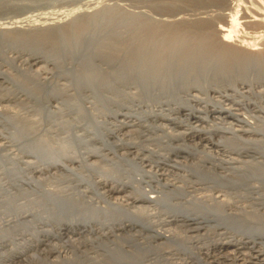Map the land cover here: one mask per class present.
<instances>
[{
    "label": "bare ground",
    "instance_id": "1",
    "mask_svg": "<svg viewBox=\"0 0 264 264\" xmlns=\"http://www.w3.org/2000/svg\"><path fill=\"white\" fill-rule=\"evenodd\" d=\"M2 1L3 0H0V3H2ZM159 1L158 2L156 1V3H160ZM230 5L229 3L227 4V6L229 7ZM13 8L15 9V6ZM4 9L6 10V8ZM19 10L20 12L18 11L16 18H11L13 21H15V19L17 18H23L25 21L24 23L32 20L30 17L32 15L31 12H33V10L29 11L30 9H28V10L21 11L20 8ZM133 14H128V13L116 14V12H114L113 9L111 11L109 9L106 12L104 9V13L102 14L103 16L99 21L96 20L92 14H88L85 16V18H80L81 20L74 17L75 19L72 20L67 26L66 25H59V26L54 25L55 27H50L48 25L49 27H46V29L40 30L42 32L37 30L38 33L34 32L33 34H30V35H26L27 33L21 32L17 38H13L7 35L4 29H0V42L5 41L7 43L8 42L13 43V42H18V41H23V42L28 41V43H31L33 45L35 44L34 53L27 54L26 58H23V55L25 53L22 52L21 54H19L20 55L19 58H22L21 60L22 63L27 65L29 68L40 65V63H42L43 60H46V62H48L49 59L53 60L51 53L57 49L59 50V54L62 53L66 58H68L69 56H72L71 58H76V59L79 58L80 60L83 59L84 68L82 67L81 69H78V68L69 69L71 70L70 73H72L71 76L73 78L72 86L75 87L77 90L81 89L82 87L84 88V86L93 87L95 90L94 91L95 94L93 95L94 93L93 92L92 95L93 96L96 95V97H93V99L80 97L79 100L77 101L78 102L77 104L73 102H68L65 100H60L61 102L55 101L57 105H52V102L50 101L55 100L53 99V97L58 98L55 96L58 95L56 93H58L59 90H57L55 88L56 87L55 84L54 85L51 84L49 80L48 81L49 86H50L49 88H51V91H49L48 93L49 94L51 93V95H54V96H52V98L50 99H47L48 101L45 103L39 100H36V98H34L33 96L32 97L39 104L38 105L39 112L42 113V117L45 120V122L46 121L48 122V123L46 122V124H49L52 128H49L48 130L46 129L48 132H45V134H42L41 131H39L40 129L36 130L37 126H34V123L35 122L39 123L40 120H38V122L37 121L33 122L32 119L28 118L27 116L25 120L23 119L24 122L21 128L17 126L15 127L13 124L12 129L13 128L14 129L10 131L9 137L6 136L5 138L4 136L0 134V140H5V143L9 142V144L13 143L15 146H17V148L18 147L20 148L19 149L21 150L20 154L22 153V155L19 158L20 159L19 162L20 163L23 162L24 165H26V169L28 170V173L31 174L29 177L30 183L28 181L26 183L27 185L28 184L31 185L32 189L34 188V191L36 192V194L38 193L36 198L30 201V204H31L30 209H27V211H23V212L19 211V212H16L15 214L16 215L15 217H22L24 213L27 214L29 218L31 217V219L28 221L27 224H30L33 231H35V233L37 234L36 239L34 240V243L32 245L28 243L29 245L28 246L26 245L25 248L18 249L17 252L15 251L11 259L21 260V258L25 255L27 251L30 250V248L38 249L39 245H42V244L46 245V241H47V244H49L48 239L53 240V238H57L58 240H60L65 237L64 239L66 240L62 241L63 240L62 239L61 241L64 242V244H68V242L70 243L72 242V240L70 241L69 236L95 235L96 238L98 239V241L96 240L98 245L101 247L103 246L102 251H104V253L99 255L101 256L100 258L99 257L93 258V256L92 258H87L86 256L85 257L82 256L80 258L79 256H74V255L71 257H69L70 255L65 257L63 254L62 256L64 257L61 258L62 261H60L59 259V262L57 263L55 260H53V262H49V261H45L47 259L45 260L36 259L37 260L36 264H102V262L105 264H167V263H161L159 260H154L156 259L157 256L152 257L151 253H145L144 255L142 252L143 251L148 252L147 251L148 248L141 246L139 242H136L134 237H137L140 235V237L141 238L144 237V239H154V240L163 239L164 241L173 240L174 238H172L169 228L163 229L162 226H166L167 224H171L173 222L176 223V222L181 221L185 225L191 226L192 229L194 228L201 229L204 227H208V224L211 221L210 218H213V217L217 219L219 218L217 221V223H219L220 222L219 220L222 219L223 216L227 219L234 216V214L232 213L230 214L224 211H223V214L221 215L219 210H217V212L219 211L218 213L220 214H217L214 208L213 209L215 210L216 214L215 213L213 214L212 212L207 214L209 210L207 212L205 211L206 213H204L203 208L201 209V211L203 210V212H200V210L194 211L195 209L193 210L192 206H196L198 203H195V201L193 202L192 200L190 201L186 200L187 201L186 203L189 204L191 208H188L187 205H183L185 203H172L170 201L171 198L168 197L169 195H172V197L177 196V195L178 196L182 195L185 197V194L183 193L182 187L180 185L176 186L174 185L173 182L172 184H169L168 182H166L169 179H167L165 183L161 182L160 184L161 178L159 177L160 179H158V176L163 177L164 170L161 173L156 172L157 170L160 171L161 169L158 166L159 165L158 161H162V162L168 161L169 160L168 157L166 155L163 156V155L158 154L157 150L155 151L152 149L150 150L146 149L147 147L139 143H136V142L124 140V138L118 142L116 141L106 142V140H108L109 137L116 138L121 128H126V127L129 128V127L137 126L140 128H145L147 130H152L153 127L157 129L163 127L161 123L166 121L168 124H174L179 127L183 126V128L185 127V130H192V132L197 133L195 135H192V134H189L188 132H184L183 134H181V137H180L183 141L184 140L192 141L193 138H196L201 142H208L209 144H212L215 147L217 152L218 151L222 152L221 155L222 157H226V160H224L222 157L221 159L215 158V160L220 159V161H218L220 162L219 164L235 162L237 156L247 157V158L252 157L251 159H253L255 158L254 156L255 154H259L264 157V139H263V142H259L260 139L258 140V139L252 138V137L260 135L263 130L251 124V122H249L250 120H248L249 118L248 119L244 117L239 118L240 113H237L238 108H235V107L232 108V107L234 105L240 106L241 104L235 102L236 100L234 99V97L232 96L230 97V95L226 94L225 92L227 90H230L232 93L234 91L235 93L238 92L241 95L245 94L248 92V90L250 92V89L252 91V89L254 88L263 87L264 78L261 77V79L259 78L260 80H256V81L254 80L249 81V79L247 81L244 79H237V80H233L232 83H227V82L220 83L219 82V84H213L212 86H205V88H201V87H198L197 84L195 85V82H192V79L193 80L195 79V77H193L191 79L192 83H190V85L184 84V83H187V80H188L187 75L185 73L187 71L186 67L188 66V62L193 59V57L192 59L190 57L192 56L191 53H196L197 57L200 59V62L203 61L201 62V64H199L202 69L209 70L214 67L218 69L217 71L219 72H225V71L230 72L229 70L231 69L230 65H232V62H233V65L235 64V68H236L235 71L237 72L240 71L241 75H244V77H247V75H252L253 73H257V74L259 73L260 75L264 77V53L263 52H260V54H254V53H250L247 51L246 52L242 51L239 48V45L237 46L227 45V43L230 42L229 37L231 33L235 30L236 28L235 26H237L238 24L234 15L233 16L231 15L230 17L225 18L222 21L223 22L222 25L221 24L217 25L219 26V28L218 27L216 28L217 29L216 34L218 38L217 40L216 39L211 40L207 36L206 38L204 37L202 38L200 36H197L195 33H193L195 32V29H197L196 26H193V27L190 26L191 29H188V30L181 29L180 27L176 25L172 29L171 27H168L170 28L168 30L164 29L166 28L165 26L164 28L160 27L159 29V27L148 25V24L154 23L151 19L150 20L153 23H149L150 22L148 19L149 17L148 18L145 17V19L140 20L139 19L140 15L139 16L136 15L138 16V19H139L138 20L136 16L135 17L133 16ZM140 17L142 19L143 15ZM11 19L4 18L3 20H0V21L9 23V22H12ZM136 22L137 24H139L138 26H141V28H143L144 31L142 32L139 31L141 28H137V26H135ZM161 25H162V22H161ZM164 25H165V22H164ZM54 28L56 29L55 30L56 32L53 30L54 33H52L53 32L52 29ZM123 33L130 35V37H128L130 38L129 41L125 42L121 40L123 37L121 39L118 37ZM106 36L113 40V43H111L112 42L111 40L110 42H108V44L110 43V48L105 47V44L107 43V42L105 43ZM124 37L127 38V36H124ZM132 38L134 40L135 39H138V40L134 41L132 40ZM207 40L209 41L211 40V41L208 43ZM94 43H98V45L100 46L95 45ZM46 45L48 46L47 51L44 50ZM12 47H13V44H12ZM181 52L184 53L182 54V56H180ZM4 58H6L5 54L0 52V59L4 60ZM45 58H49V59H45ZM93 58L94 59L98 58L99 63L102 64L104 67L106 66V68L103 67L104 68L103 69L100 67L91 66V63L93 62L92 60ZM215 59L217 61H215ZM168 60L170 61L168 62ZM166 61L168 63H166ZM215 64L217 65V67L214 66ZM189 65H190V62H189ZM162 68H166L165 72L163 73L161 71ZM39 71H38V74L35 73L37 74L38 77H40L42 74L46 76L48 73L45 68H41ZM120 71L121 73H123V75L126 76L127 74L128 76H130V79H128L129 83L130 81L133 80L134 83L136 82V84H140L142 86L144 85L146 88H149V89L152 88L151 90H154V92L152 91V93H150V91H148L146 92L147 94L139 95L137 97V98H141L140 96H142L143 98H146V100H153L152 103H147V101H144L142 99H139V100L135 99L137 102L136 104L134 103V101H130V102H122L120 100L118 101L116 99V97H118L117 92H116L118 91L116 90L118 87L115 89L113 86H110V85L112 84L111 82L114 81V79H117V80L118 78L120 79L121 77ZM87 72L88 73L92 72V75L88 74ZM118 73L120 76L117 75ZM55 75L57 76L59 74H54V76ZM132 75H133V78H131ZM33 78L35 79L37 77L32 75L30 76L29 80L31 81ZM104 78H106L107 81ZM10 79L11 78L8 75L3 74L0 71V84L5 83L7 80H9L10 82ZM43 79L46 80L47 78L44 77ZM102 79H104L105 81H102ZM11 83H15L17 86L25 89L27 91V94L36 95L35 93H33L34 89L32 88V86L29 87L25 83V81H20V80L15 81L14 80ZM33 83L35 82L33 81ZM164 86H168L170 89L171 88L174 89L176 87H177L176 89H178V86H179L180 90H176V91L184 94L186 96V99H184V101L182 100V102L180 101L179 103H174L173 100L171 99L169 100L166 97L163 99L162 98L160 99L159 96ZM102 89H104V91L107 89H110V91L112 89H115L116 91L112 90L114 91L113 96H110V95L107 96V95H103V91L102 92L99 91ZM241 90H244V91H241ZM195 91L199 93L201 92L204 95L212 94L211 97L209 96L210 98L209 102L210 103L212 102V104L213 103L218 104L217 108L212 107L213 108L212 110L205 109V110L200 111L199 109L197 110L193 109V107L191 106L192 108L189 109L188 105L192 101L198 102V103H205V101H207V100L203 101V99L202 101L201 100L199 101V99L197 98L198 96L194 94ZM262 93L264 95V89ZM214 94H217V95L214 96ZM37 96L38 95H36L35 97ZM253 96H254V93H253ZM29 97L31 98V96ZM155 97H158L159 99L155 100ZM219 97L223 99L222 102L228 101V103H231V105L223 104L220 102L219 104L217 102L218 100L217 98ZM134 106H137V107L133 109ZM253 107L254 106H252V108ZM62 110H65V111H62ZM164 110L168 113H164ZM201 113L204 116L200 115ZM171 114H176V116L177 114L183 115L187 123L183 124V120L182 121L177 120L179 116L176 118V117H172ZM223 115H225V117H228L242 124L243 128L245 126L248 127V129H242V128L239 129L240 127L238 129L237 128L233 129L229 127L228 129L227 128L224 129V128H221L222 126L220 127L221 128L220 129L212 125L215 128L213 129L214 132H217V131L222 132L221 130H227V133H229L233 137V138L228 137L230 139L227 138V140H224V141H222L223 140L222 139L220 140V142H214L213 140H211L209 136L210 131L208 132V131L203 130L201 133V130L196 127V122H198V124L205 123L207 117H211L213 119H220V117H223ZM64 117H68L69 120L73 119V121L71 122V120L69 121L67 118H65L68 120L67 121L64 119ZM106 117L108 119L109 117H111V119L115 122V124L117 123L115 125L117 126V128H115L116 130H112L109 128V126L108 127L105 126V124L108 122ZM191 119H193V121H191ZM149 121H151L152 123L159 122L160 124L158 123V125L156 126L155 125L152 126L151 124L150 126V124L149 125L147 124ZM192 123H195V124L192 125ZM51 129L52 130L54 129L53 132L58 131V133L61 135L65 134L63 139L60 140V143L54 146L51 143V140H53L50 134ZM102 129L106 130L105 133L103 134L101 133ZM80 130L82 131V134L78 133ZM237 131L241 132L242 135H245L246 138H241L242 136L240 137ZM58 133H55V134H58ZM203 133L204 134L208 133L209 135L207 134L206 138H202L201 136L203 135ZM92 134L94 135L93 137L96 139L94 140L102 145L101 147H95V145L94 146L92 145V147H90L91 142H89L90 140L88 141V138L92 136ZM3 144L0 143L1 148ZM190 147L187 146L186 144L177 146V147L175 146L173 147L171 144L168 146L167 145L163 146V148H165L167 153H172L176 157H178L179 153H185L186 155L190 157L191 156L195 157V154L198 155V152L196 151L197 148L195 149V147L194 148L193 147L190 148ZM80 149H83V151H81ZM104 150L108 151L106 152L107 154H104L105 152L103 153ZM121 150H124V151H121ZM143 152H146L147 156L152 157L151 161L153 158L156 159L155 162H156V166L158 167L156 171L152 170V166H149V169H145L144 160L145 158H147V156H145ZM108 154H110L111 157H107ZM235 155L236 157L233 158ZM200 157H203V156L201 155ZM93 158H98V162L100 163L107 162L108 160H116V162H121L123 167L124 165L133 164L134 168H131V170H126L121 166L120 170L123 169L122 171L126 173L125 175L117 176V175H114L115 172L114 173L112 172L113 173L112 174L111 171L110 172L108 171L111 174L107 175V171L103 172L100 169L99 163H96L97 160H93V163L89 161ZM137 159H139L138 160L139 163ZM210 159L211 160L213 159V161H215L214 158H210ZM238 160L240 161V159ZM238 160L236 162H238ZM151 161H148V162H151ZM262 161L261 163L264 162ZM258 162H260V159ZM196 163H193L190 165L189 164L187 165L186 163L184 164L175 163L173 164V166L178 165V166H181V168L184 169L186 172L190 170L191 173L192 172L195 173V171H198L197 170L198 165ZM199 163L200 162H198V164ZM201 163L203 162L201 161ZM254 163H257V161L256 162L254 161ZM263 165L260 164V166H263ZM222 166L224 165L222 164ZM79 167L85 168V171L88 174H86L85 176L83 173H81L82 171L79 170L80 169ZM233 168L236 169L235 166ZM226 169L225 171H228ZM260 169L262 168L260 167ZM260 169L259 171H262ZM213 172L216 173L214 170ZM36 173L45 175L44 178L46 179L44 180L46 181L47 185H48V181H52L51 179H54L56 183L58 184L65 183V181L71 182V183L72 181L73 182L75 181L77 182V184L75 187L70 186V188L58 187L60 185H58L57 188L55 187L48 188L49 186L47 187V185H45V181L43 179L39 180L38 174H37L38 177L35 176ZM261 173H260V176H261ZM252 174L251 176L253 177L255 175H258V173L257 174L252 173ZM179 176L181 177V175ZM215 176H217V174ZM223 176L225 175L223 174ZM210 180H212V178ZM230 180H232V178ZM254 180L256 181V179ZM152 181L155 182V184L151 185ZM252 182L253 180L251 181V183ZM263 182L264 181H262V183ZM236 183H238V181ZM81 184L86 189H89V193L92 194L91 197L90 195L87 196L85 194L84 189H81L82 191H77ZM223 185L225 188L226 184H223ZM168 187H172V188L169 190ZM236 187H238V185ZM249 187H250V184H249ZM165 188H167V190L163 191L162 189H165ZM250 189L253 190L254 187L251 186ZM256 191L257 190H255L253 193H255ZM122 192H125V194L124 195L122 194L123 196L121 198H120L121 195L120 196L118 195L119 198L114 197L112 199L109 196L110 194H121ZM256 199L258 200V198ZM205 203L207 202H204V205ZM210 206L208 207L205 206V207L210 208ZM150 208L152 210L155 209L156 212L154 211L155 212L154 213L152 211V214L149 213ZM194 208H197V207H194ZM200 208H197V209H200ZM166 214H171V215L167 216ZM245 214H246V211H245ZM253 214L249 215V217H251ZM161 215L172 217V218L171 219L159 218L161 217ZM150 217H156L157 220L156 219L155 220L157 222L159 221L160 223L156 224L157 222H155L154 220L150 221L149 219ZM241 217L242 216L238 218L240 219ZM249 217H247V220L250 219ZM253 217H256V216H253ZM242 219L244 218H241V220H239V222L235 224L236 225L235 228H233L232 225H229L230 223L224 224V222L226 223V221L223 222L222 228L225 229L224 230L225 232L223 231V234L221 232H220L221 234L218 233L221 237L220 239L219 238L214 239L215 237H213V239L211 240L212 243H210V248L207 246L208 248L206 252L204 253L205 255L209 257V259H211L210 262L218 263L219 259H222L224 261L228 259L229 256H231L234 261L240 260L239 264H264V225L256 224L257 222L254 223L252 220L242 221ZM212 220L216 221V219H212ZM18 221H21V220H18ZM25 226H28V225H25ZM23 227H24V224H23ZM209 227H212V225H209ZM143 231L151 232V235H144ZM134 233L137 236L133 235ZM90 240L91 239H89L88 241ZM124 242H128L129 246L131 244L134 248V249L132 248L133 251L123 250L124 248H122V244L124 245ZM110 244L117 245V248H115V246L114 248L111 247ZM55 247L57 248V246L52 247L53 248L52 253L56 252L60 255L61 252L58 249L61 247H59L58 249H56ZM136 253H139V254L136 255ZM157 258H160V257L158 256ZM182 263L185 264L183 261Z\"/></svg>",
    "mask_w": 264,
    "mask_h": 264
},
{
    "label": "rangeland",
    "instance_id": "2",
    "mask_svg": "<svg viewBox=\"0 0 264 264\" xmlns=\"http://www.w3.org/2000/svg\"><path fill=\"white\" fill-rule=\"evenodd\" d=\"M156 1L158 2L159 0H3L2 3H0V20H3L4 18H8V19L16 18L18 11L20 12L19 8L21 9V11L30 9L29 11L33 10V12H31L32 15L30 17L32 20L29 22H26V23H24L25 21L23 18H17V19H15V21H13L11 19L12 22H9L10 24L8 22L0 21V25H1L0 29H4V31H6V33H7V35H9L13 38H17L21 32L27 33L26 35H30V34H33L34 32L38 33L37 30L40 31L42 29H46V27H49V26L50 27H55L54 25H56V26L66 25L67 26L75 18H78L79 20H81L80 18H85V16L88 14H92L94 16V18L99 21L103 16L102 14L104 13V9H105V12L108 11L109 9H110V11L113 9V11L116 12V14H126V13L133 14L134 13L133 14L134 17L136 15H138V16L143 15L144 18L142 17V19L139 16L140 20L145 19V17H147V18L149 17L148 18L150 21L149 23L154 22L153 23L154 25L148 24V23L147 24L159 27V29H160V27L164 28V26H165L166 28H164V29L168 30V29H170L168 27H171V29H172L176 25V26L180 27L181 29L188 30V29H191V27L196 26L197 29H195V32H193V33H195L197 36H200L202 38L203 37L206 38V36H207L211 40L212 39L217 40L218 36L216 34V30H217L216 28L217 27L219 28V26H217V25H219V24L222 25L223 24L222 21L225 18H228L231 15L232 16L234 15L238 24H237V26H235L236 28L232 32L233 35L231 33V35L229 37L230 42H228L227 45H229V46L239 45V48L244 52L247 51V52L254 53V54H260V52L264 53V36H263L264 35V0H194V1L193 0H160L159 1L160 3H156ZM154 3H156V4H154ZM226 3L227 4L229 3V5L232 3L233 5L231 4L229 7V6H227ZM136 4H137V6H136ZM143 4H145V5H143ZM225 4H226V6H225ZM13 5L15 6V9L13 8L14 7ZM1 7L3 8V10ZM4 8H6V10ZM8 8L9 9L11 8L10 11ZM12 9H13V11H12ZM135 10H137V11H135ZM131 11H133V12H131ZM143 12L144 13L148 12V13L144 14ZM138 16H136L137 19H138ZM147 18H146V20H147ZM161 22H162V25H161ZM164 22H165V25H164ZM135 24L134 25L137 26V28H141V26H138L139 24H137V22ZM2 25H3V27H2ZM53 30L55 31L56 29L54 28V29H52V31ZM54 31L52 33H54ZM139 31L142 32L144 30H143V28H141ZM40 32H42V31H40ZM123 34H124V36H127V38H125L123 36ZM123 34L120 35L121 37L120 36H118V37L120 39L123 37L121 40H123L125 42L129 41L130 38H128V37H130V35L126 34V33H123ZM140 34H142V33H140ZM110 40L112 41L111 43H113L112 39L108 38L107 36L105 37V43L107 42L106 44H108V42H110ZM132 40H134V39L132 38ZM135 40L137 41L138 39H135ZM210 41L207 40L208 43ZM241 41H243V42H241ZM12 44H13V47H12ZM94 44L98 45V43H94ZM106 44H105V47L110 48V43L108 45H106ZM34 45L31 43H28V41L27 42L26 41H24V42L18 41V42H13V43H9V42L7 43L5 41L0 42V50H1L0 52L4 53L6 56V58H4V60L0 59V71L3 74L8 75L11 79H13V80L10 79V82H9V80H7L5 83L0 84V134L2 136H4L5 138H6V136L9 137L10 131H12L14 129V128L12 129L13 124L15 127L17 126V127L21 128L23 126V122H24L23 119L25 120L27 118V116H28V118L32 119L33 122H35V121L38 122V120H40L39 123L35 122L34 126H37L36 130L40 129L39 131H41L42 134H45V132H48L47 130L49 128H52L49 124H46L47 121L45 122V120L43 119L42 113L39 112V108H38L39 104L36 102V100H39V101L45 103L48 101L47 99H50V98H52V96H54V95H51V93L50 94L48 93L49 91H51V88H49L50 87L49 82H48L49 80H50V83L53 85L55 84V86H56L55 88L57 90H59V92L56 93L58 95L55 96L58 98L53 97V99H55V100L51 99L52 101H50V102H52V105H57L55 101L61 102L60 100H65V101L73 102V103L77 104L78 103L77 101L79 100L80 97L81 98H89V99H91V98L93 99V97H96V95L93 96L95 94V92H94L95 90L93 87L84 86V88L82 87L81 89L77 90L75 87L72 86L73 78L71 76L72 73H70L71 70H69V69H72V68L81 69L84 66L83 59L80 60L79 58H77V59L71 58L72 56H69V57L67 56L68 58H66L62 53H60L61 54L60 55L59 50L57 49L51 53L52 55L50 54L54 61L50 60L49 58H45V59H49L48 62H46V60H43V62L40 63V65L33 66L32 68H29L27 65L22 63V61H21L22 58H19V56H20L19 54H21L22 52L25 53L23 55V58H26L27 54H29V53L32 54L35 52L34 51V47H35ZM98 46H100V45H98ZM44 50L45 51L48 50L47 45L45 46ZM103 51H104V49H103ZM182 54H184V53L181 52L180 56H182ZM193 54H195V55H193ZM191 55L192 56H190V57H191V59L193 57V59L191 61H189L190 65H189V62H188V66L186 65L187 71L185 73L187 75L188 80H187V83H184L185 85H190V83L195 82V85L197 84L198 87L205 88V86H212L213 84H219V82L220 83H223V82L232 83L233 80H237V79H244L246 81L249 79V81H253V80L256 81V80H260L261 77L264 78L259 73L258 74L253 73L252 75H247V77H244V75H241L240 71L239 72L235 71L236 68H235V64L233 65V62H232V65H230V67H231V69L233 68L234 70L232 69V71H231V69H229L230 72L229 71L228 72L227 71L219 72V71H217L218 69H216L214 67H213L214 69L211 68L209 70L202 69L199 64H201V62H203V61L200 62V59L197 57L196 53H191ZM183 56H185V55H183ZM197 58H198V60H197ZM213 58H215V57H213ZM95 59L94 58L92 59L94 63L91 60V62H92L91 66L103 68L104 66L99 63V59L98 58H95ZM79 60L82 62H80ZM76 61H77V63H76ZM169 61L170 60H168V62ZM215 61H217V60L215 59ZM44 62H46V63H44ZM168 62L166 61V63H168ZM214 66L217 67L216 64ZM230 67H228V68H230ZM41 68H45L48 73L46 76H44L42 74L40 76L41 77L40 78L37 76V74ZM104 68H106V66ZM165 69L166 68L161 69L162 73L165 72ZM30 71H31V73H30ZM90 71H88V72H90ZM206 71H207V73H206ZM35 73H37V74H35ZM54 74H59V75L54 76ZM88 74L92 75V72L88 73ZM120 74H121L120 79L119 78H118V80L114 79V81L111 82L112 84L111 83H110L111 85L109 84L110 86H113L115 89L118 87L116 89L118 91H116L115 89H112V90H115L117 92L118 97H116V99L118 101L119 100L122 102L134 101V103L136 104L137 102L135 99H138V100L142 99L144 101H147V103H152L153 100H146V98H143L142 96H140L141 98H137L139 95L147 94L146 92H148V91H150V93H152V91L154 92V90H151L152 88L149 89V88H146L144 85L142 86L140 84H136V82L134 83L133 80L130 81V83H129L128 79H130V76H128L127 74H126V76L123 75V73H121V71H120ZM32 75L37 77V78H35L36 80L34 78L31 81L29 80L30 76H32ZM117 75H119V73ZM44 77H46L47 79L46 80L43 79ZM189 77H191V78H189ZM193 77H195L194 80L192 79ZM131 78H133V75ZM16 79H18V80H16ZM104 79L107 81L106 78H104ZM104 79H102V81H105ZM191 79H192V82H191ZM14 80L15 81H19V80L25 81V83L29 87L32 86V88L34 89L33 93H35L38 96L35 97L36 95L27 94V91L25 89L17 86L15 83H11ZM33 81L35 83H33ZM125 81H126V83H125ZM46 82H48V83H46ZM36 83H37V85H36ZM92 88H93V90H92ZM176 88L170 89L168 86H164L162 88V91H161L159 98L163 99L166 97L169 100L170 99L173 100L174 103H179L180 101L182 102V100L184 101V99H186V96L184 94L176 91V90H180L179 86H178V89H176ZM254 89H255V91H254ZM254 89H252V91L250 89L251 93L248 90L247 93L242 94V95L239 94L238 92L235 93L234 91L232 93L230 90H227L225 92H226V94L230 95V97L231 96L234 97V99L236 100L235 102L241 104L240 106L234 105L232 107V108H234V107L238 108V110H237L238 112L237 111H235V112L240 113L239 118H243V117L247 118V119L249 118L248 120H250L249 122H251V124H253L257 128H261L263 130L262 131L260 129L262 131V133L260 135L252 137V138H255L258 140L260 139L259 142H263V139H264V133H263L264 132V95H263L262 91L264 89V86L261 88H254ZM81 90H82V92H81ZM112 90L110 91V89H107L104 91V89H102L99 91L100 92L103 91V95L113 96L114 91H112ZM241 91H244V90H241ZM37 92H39V93H37ZM252 92L254 93V96H253ZM256 92L259 94H257ZM92 93H93V95H92ZM165 93H166V95H165ZM194 94L196 96H198L197 98L199 99V101L200 100L202 101V99H203V101L207 100L208 102L205 101V103H206L205 104V103H198V102L192 101L188 105L189 109H191L193 107V109H195V110L199 109L200 111H202L205 109L206 110H209V109L212 110L213 109L212 107L217 108L218 104H216V103L212 104V102L211 103L209 102L210 101L209 96L211 97L212 94H208V95L205 94L204 95L203 93H201V92L199 93L197 91H195ZM215 95H217V94H214V96ZM29 96H31V98ZM32 96L34 98H36V100ZM182 96H184V97H182ZM207 97L209 98V100ZM159 98L155 97V100H158ZM217 99L216 100L218 103L220 102L223 104L231 105V103H228V101L222 102L223 99L220 97ZM74 100H75V102H74ZM175 100H177V101H175ZM252 106H254V107L252 108ZM136 107L137 106H134L133 109ZM61 109H63V108H61ZM142 110H143V108H142ZM62 111H65V110H62ZM164 113H168V112H166L164 110ZM169 115H170V113H169ZM200 115H203V114L201 113ZM36 116H38V117H36ZM171 116L176 117V118L179 116L177 119L178 121L183 120V124L187 123L186 119L181 114H177V116H176V114H171ZM65 118L68 119V117H64V119ZM67 119H65V120H67ZM106 119L108 122L105 121V122H107L105 124V126L106 127L109 126L110 129L116 130L115 128H117V126H115V125L117 123L115 124V122L111 119V117H109V119L106 117ZM70 120H71V122L73 121V119H70ZM18 121H20V122H18ZM191 121H193V119H191ZM109 123L111 126L109 125ZM158 123L159 122L152 123L151 121H149L147 124L148 125L150 124V126H151V124H152V126H154V125L156 126V125H158ZM35 124H37V125H35ZM38 124H40V125H38ZM194 124L195 123H192V125H194ZM161 125L163 127L158 128V129L153 127L152 130H147L145 128H140L137 126L129 127V128L128 127L121 128V130L118 132L116 138L115 137H109V139L106 140V142H113V141L118 142L124 138V140L139 143V144L147 147L146 149H149V150L152 149L155 151L157 150L158 154H160V155H163V156L166 155L169 160L164 161V162L158 161V163H159L158 166H159V168L162 169V170L160 169V171H158L157 170L158 167L156 166V162H155L156 159L153 158L151 161L152 157L147 156V153L143 152L145 154V156H147V158H145V160H144L145 169H149V166H152V170H154V171L157 170L156 172H158V173H161L164 170V173H163L164 176L163 177L158 176V179L161 178L160 184H161V182L165 183V181L167 179H169L168 181H166L169 184H172V182H173L174 185H176V186L180 185L182 187V190H183V193L185 194V197L182 195H180V196L177 195L178 197L177 196L172 197V195H169L168 197L171 198L170 201L172 203H185L183 205H187L188 208H191L190 205L186 203L187 202L186 200H189V201L192 200L193 202L195 201V203L200 204V205L197 204L196 206H192L193 210L195 209L194 211L200 210V212H203V210H204V213H206L209 210V212H207V214L211 213V212L213 214L214 213L216 214L217 210H219L221 215L223 214V211H224V212H227L230 214L232 213V214H234V216H232L228 219L223 216L222 219L219 220L220 221L219 223H217L219 218L218 219L214 218V217L210 218L211 221L209 222L208 227H209V225H212V227H209V228L204 227L201 229H195L194 228L195 230L192 229L191 226H187L184 223H182L181 221L176 222V223L173 222L171 224H167L168 226L167 225L162 226L163 229L169 228L171 236H172V238H174L173 240L164 241L163 239H155V240L154 239H144V237L141 238L140 235L137 236V235H135V233L133 235H135L137 237L133 236L134 239L136 240V242H139L141 246L148 248V250H147L148 252H146V251L142 252L144 255H145V253H151L152 257L153 256L154 257L159 256L160 258L156 257V259H154V260H159L161 263L183 264L182 263V261H183L185 264L186 263L187 264H201V263L202 264H218V263L219 264H239L240 260L234 261L231 256H229L231 258L228 257V259H226L224 261L222 259H219L218 263H212V262H210L211 259H209V257L207 255H205L204 253L206 252L208 247L210 248V243H212L211 240L213 239V237H215L214 239H217V238L220 239L221 238L219 234H221V233L223 234V231L225 230L224 228H222L224 221H226V223L224 222V224L230 223L229 225H232L233 228H235V226H236L235 224L238 223L239 220H241V218H244V219H242V221L252 220L254 223L257 222L256 224H263L264 225V202H263V200H264V194H263L264 193V189H263L264 188V186H263L264 182L262 183V181H264V176H263L264 175V168H263V166H264L263 165V163H264L263 158L264 157L259 155V154H255L254 155L255 158L251 159L252 157H250V158L238 157V156L236 157V155H235L233 158L236 157V161L238 159H240V161L238 160V162L235 161V162H231V163L228 162V163L219 164L220 162H218V161H220V159L222 157V155H221L222 152H219V151L217 152L215 147L212 144H209L208 142H201L196 138H193L192 141L191 140H189V141L184 140L183 141L180 138L181 134H183L184 132H188L189 134H192V135H195L197 133L192 132V130H185V127L183 128V126L179 127V126L174 125V124H168L166 121L162 122ZM212 125L216 126V128H220L222 126L221 128H224V129H226V128L228 129V127L233 128V129L234 128L238 129L239 127H240L239 129H241V128L242 129H248V127H246V126L243 128L242 124H240V123L236 122L235 120H232L228 117H225V115H223V117H220V119H213L211 117H207L205 123H199L198 124V122H196V127L201 130V133L203 130L208 131V132L210 131V135L208 133H205V134L203 133V135L202 136L200 135V136L202 138H206L207 134H208L210 136L211 140H213L214 142H220V140H222V139H223L222 141H224V140H227L228 137L231 138L232 136L229 133H227V130H221L222 132H219V131L214 132L213 129H215V128ZM50 131H51L50 134L52 136L51 138L53 139V140H51V143L53 144V146L57 145L58 143H60V140L63 139L65 134L61 135L58 133V131L53 132L54 129L53 130L51 129ZM105 131H106L105 129H102L101 133L103 134V133H105ZM212 132H214L215 134ZM55 133H58L59 135L55 134ZM78 133L82 134V131L80 130ZM56 135L58 136V138ZM238 135L240 137L242 136L241 138H246V136L242 135L241 132H238ZM93 136L94 135L92 134V136H90L88 138V141L90 140L89 142L92 143V144L90 143V147H92V145L93 146L95 145V147H101L102 145L99 144L98 142H96L95 141L96 139ZM60 137H62V138H60ZM230 138H228V139H230ZM92 139L93 140L95 139V140L93 141ZM0 143L5 144V146L3 144L2 148L0 147V240H1L0 241V261L1 262L0 263L1 264H36V262H37L36 259H44V260L47 259L45 261H49V262H53V260H55L57 263V262H59V259H60V261H62L61 258L64 256L67 257L68 255H70L69 257L74 255V256H79L80 258L82 256H84V257L86 256L87 258H92V256H93V258L94 257L100 258L101 256H99V255L104 253V251H102L103 246L101 247L98 245V243H97L98 239L96 238L95 235H88V236L84 235V236H69L70 241L72 240L71 243L68 242V244H70V245L64 244V242H62L64 240H66V239H64L65 237L62 238L63 240L62 239L58 240L57 238H53V240L48 239L49 244H47V241H46V245L45 244L39 245L38 249H35L33 247H32L33 249L30 248V250L27 251L25 253V255L21 258V260L11 259L12 255L15 253V251L17 252L18 249L25 248L26 245L27 246L29 244L32 245L34 243V240L36 239L37 234L35 233V231H33L31 225L27 224L28 221L31 219V217L29 218V216L25 213L22 217H15L16 216L15 214H16V212H19V211L23 212V211H27V209H30L31 208L30 201L35 199L38 193L36 194V192L34 191V188L32 189V186L29 184L27 185V183H26L27 181L30 183L29 177L31 174L28 173V170L26 169V165H24L23 162L22 163L19 162V160H20L19 158L22 155V153L20 154V152H21V150H19L20 148L19 147L17 148V146H15L13 143H12L13 145L9 144V142H7L8 144L5 143V140H0ZM170 144L173 147L174 146L177 147V146H181V145H185V144L189 147L191 146L190 148L195 147V149L197 148L196 151L198 152V155L195 154V157H193V156L190 157V156L186 155L185 153H179L178 157H176L172 153H167L165 148H163L164 145L168 146ZM3 147H5V148H3ZM80 150L83 151V149H80ZM121 151H124V150H121ZM106 152H108V151H105V150L103 151L104 154H107ZM201 155L203 157H200ZM204 155H206V156H204ZM107 157H111V155L108 154ZM205 157H207V158H205ZM195 158H197V159H195ZM210 158H214V160H215V158H220V159L219 160L216 159L215 161H217V162H215V161H213V159L211 160ZM222 158L224 160H226V157H222ZM259 159H260V162H258ZM14 160H16V161H14ZM93 160H97V162L96 161L95 162L99 163V167L103 172L107 171V175L111 174L112 172L113 173L115 172L114 175H117V176H122V175L126 174L122 171L123 169L120 170V167L122 166L121 162H116V160H108L107 162H101L100 163V162H98V158H93L89 161L93 163ZM138 160L139 159H137V161ZM200 160L203 163H201ZM203 160H205V161H203ZM148 161H151V162H148ZM194 161H196L197 163ZM254 161L255 162L257 161V163H254ZM261 161L263 163H261ZM198 162H200V163L198 164ZM138 163H139V161H138ZM175 163L176 164H178V163H182V164L186 163L187 164L188 163L189 165L196 163L198 165L197 166L198 171H195V173H193V172L191 173L190 170L186 172L184 169L181 168V166H178V165L173 166V164H175ZM222 164L225 167L222 166ZM247 164L249 167L247 166ZM254 164L259 166V167L255 166ZM260 164L263 166H260ZM251 165L253 166V168ZM171 166H173V167H171ZM229 166H231V167H229ZM234 166L236 167L237 170L235 168H233ZM254 166H255V168H254ZM223 167L225 169L227 168L226 170H228V171H225V169ZM260 167L262 169H260ZM81 168L79 170L82 171L81 173H83L86 176V174H88V173H86L85 168H83V167H81ZM123 168L126 170H131V168H134V165L133 164L124 165ZM228 168H230V169H228ZM258 168L262 171H259ZM213 170L216 173H214ZM108 171L109 172L111 171V173H109ZM202 171L204 172L205 175L203 174ZM208 172H210V173H208ZM261 172H263V173H261ZM200 173H201V175H200ZM213 173L215 175L217 174L218 177L215 176ZM252 173H256V174L258 173V175H255L254 176L255 178H254L253 176H251ZM260 173H261L262 177L260 176ZM37 174L38 173H36L35 176L38 177V175H39V180L40 179H43V180L46 179V178H44L45 175H41V174L37 175ZM223 174L225 176H223ZM179 175H181V177ZM195 175H197L198 177ZM199 175H200V177H199ZM167 176H168V178H167ZM236 176H238V177H236ZM245 176H247V177H245ZM216 177H217V179H216ZM209 178L210 179L212 178V180H210ZM231 178H232V180H230ZM222 179H224V180H222ZM251 179L253 180L252 183H251V181H252ZM254 179H256V181ZM43 180H42V182H43ZM51 180L52 181H48V185H47L46 181L44 180L45 185H47V187L49 186L48 188H54V187L57 188L58 185H60L58 187L70 188V186L75 187L77 184V182H75V181L74 182L72 181V183L65 181V183L58 184V183H56V181L54 179H51ZM146 180H148V179H146ZM174 180H175V182H174ZM179 180H180V182H179ZM242 180H244V181H242ZM235 181L236 182L238 181V183H236ZM55 184H57V185H55ZM152 184H155V182L152 181L151 185ZM223 184H226L225 188H224ZM249 184H250V187L253 186L254 189L257 190L255 193H253L255 191L254 189L253 190L250 189ZM237 185H238V187H236ZM255 186L257 189L255 188ZM168 188L170 190L172 187H168ZM81 189L85 190V191L84 190L83 191L85 192V194L87 196H89V195H90V197L92 196V194L89 193V189H86L82 184L79 186L77 191H82ZM258 189H259V191H258ZM162 190L165 191V190H167V188L162 189ZM174 193H176V192H174ZM122 194L124 195L125 192H122L121 194H110V195L108 194V195L112 199L114 197L119 198L120 195H121L120 196V198H121L123 196ZM256 198H258V200ZM213 200L214 201L216 200V201L214 202ZM189 201H188V203H189ZM204 202H207V203H205V205H204ZM225 202H227V203H225ZM206 204H208V205H206ZM205 206H207V207L210 206V208H207ZM19 207H20V209H19ZM194 207H197L200 209H197ZM151 208H150L149 213L152 214V211L156 212L155 209L152 210ZM202 208H203V210L201 211ZM213 208L216 210V212ZM245 211H246V214H245ZM251 211L252 212L254 211L256 214L254 212H253L254 213L253 214ZM218 212H217V214H220ZM250 212H251V214H253L251 217H249V215H251ZM161 213H163V212H161ZM166 215L168 216L171 214H166ZM244 215H246L250 219L247 220V217ZM259 215H261V216H259ZM167 216L161 215V217H159V218H166V219L172 218V217H167ZM236 216H238V217L242 216V217L239 219ZM253 216H256V217H253ZM235 217H236V219H235ZM223 218H224V220H223ZM149 219H150V221L154 220L155 222H157L156 217H150ZM212 219H216V221L214 220L215 221L214 222ZM5 220H7V221H5ZM18 220H21V221H18ZM221 220H223V221H221ZM235 221H237V222H235ZM158 223H160V222L158 221L156 224H158ZM23 224H24V227H23ZM25 225H28V226H25ZM158 226H160V225H158ZM143 234L144 235H151V232L143 231ZM84 237H85V239H84ZM89 239H91V240L88 241ZM54 246H57V248L55 247L56 249L61 247L58 249L61 252L60 255L56 252L52 253V250H53L52 247H54ZM110 246L113 248L115 246V248H117V245L110 244ZM196 247H198V248H196ZM122 248H124L123 250H125V251H127V250L133 251V249H134L131 244L129 246L128 242H124V245L122 244ZM129 249H131V250H129ZM63 254H64V256H62ZM138 254L139 253H136V255H138ZM155 254H157V255H155ZM164 261H166V262H164ZM100 263H101V261H100ZM102 264H105V263L102 262Z\"/></svg>",
    "mask_w": 264,
    "mask_h": 264
}]
</instances>
